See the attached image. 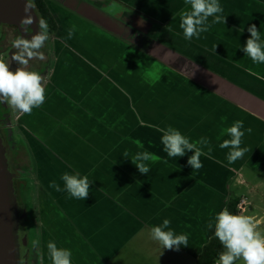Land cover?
<instances>
[{
  "label": "flooded vegetation",
  "instance_id": "1",
  "mask_svg": "<svg viewBox=\"0 0 264 264\" xmlns=\"http://www.w3.org/2000/svg\"><path fill=\"white\" fill-rule=\"evenodd\" d=\"M33 1L39 10L40 20H44L48 25V39L40 50L46 58L44 60L32 59L29 61L28 67L29 70L37 71L44 77L46 100L42 106L34 108L31 114H20L8 105L4 110V126L11 136L10 147L15 163L21 172H25V168L30 167L31 159L19 133L27 137L30 146L35 142L38 148L43 149L48 147L43 145L41 140L32 132L37 127L40 128L38 135H48L50 137L66 132L88 134V137L91 136L93 140V136L99 130L97 122L106 125L112 121V118L119 120L126 114L121 113L124 98L120 92L126 94L127 106L135 102L137 108L141 107L146 122L151 119V115L147 116L145 114L146 110L148 108L155 109L157 106L152 104L153 99L158 98L165 101L178 99V96L169 97V93L166 96L162 95V91L169 89L167 85L158 87L157 91L161 96H148L146 92L140 96L141 91L132 84L139 79L136 75L137 71L131 69L128 74H125L123 63L116 62L112 58H109L111 63L108 65L94 62L89 56L91 53L120 58L122 48H125L126 60L135 64L133 69L143 64L140 55L151 56L156 62L155 65H160V62H162L172 70L177 79L180 77L181 91L184 90L183 84L186 86L190 83V81L185 82L182 79L184 77L191 80L198 87H204L205 85L211 88L212 85L206 84V82L214 79L217 70L230 76L227 57L225 56L224 61L218 62L215 56L221 54L215 47V32L227 35V40L229 35H236L237 33L231 32V28L228 29L218 23H212V19L209 18L211 27L207 32L201 33L200 38L204 37L212 43L211 48H209L212 54L206 55L201 48H194V45L202 47L199 44L200 41L192 42L188 47L184 46L181 40L177 39L183 36V30L180 28L181 13L190 10V6L186 5L184 0ZM232 1L220 0L221 5L225 7L226 18L234 19L245 30L248 29L246 27L247 23L256 24L259 21L258 19L264 16L262 15L264 0H248L245 2V9L235 8ZM89 19L94 25L101 27L106 32L94 25L91 27L92 30L89 31V28H87ZM70 29H73L71 38L68 36ZM6 31V38L0 43V58H3L14 70L18 66L13 60L17 50L12 46V42L18 37H22V35L17 29L11 27H7ZM120 40H126L128 44L125 45ZM163 43L168 44L177 52L175 57L160 53L165 51V49H161ZM155 53H159L160 56L155 55ZM167 56H170V58ZM187 57L190 58L185 62L188 59ZM117 70L124 73L123 78L118 77ZM155 83L152 82L151 86L154 87ZM186 90H184L185 94ZM217 91L223 94L222 90ZM201 94L205 95L206 93L203 90H198L194 96ZM235 94L237 93L233 92V95ZM112 95H114V99H111ZM98 109H100L101 117L98 115ZM160 109L164 113V110L169 108L165 105ZM177 111L178 109L175 112ZM120 115L122 116L120 117ZM19 121L22 127H20ZM64 121H73L85 127L80 128L75 125L70 128L71 130L62 131L57 125L61 124L63 126ZM73 140L80 142L78 138ZM48 143L53 150L50 151L49 158L45 160L44 170H47L48 173L58 174V184L63 189L64 184L60 179L62 176L60 173H75L73 170L75 166L72 162H66L58 157L55 149L56 145L52 144L51 138H49ZM78 150H81V148L79 147ZM34 157L40 166V158ZM29 188H32L31 184L26 188V192ZM51 192L57 207L70 217L71 226L80 231L83 228L85 232L83 235L87 241L96 244L99 251L102 247L103 238L96 236L103 237L105 234L101 226L108 225L107 216L105 214L102 216L105 211L102 203L105 201L103 193L94 185L90 190L89 197L84 201L71 198L63 190L57 191L54 188ZM122 196L125 198V195L122 194ZM131 199H139V197L133 196ZM152 203L153 201L150 202L149 206ZM75 204L79 205V212H87L89 232L87 227L77 221L74 215L69 212V209L74 207ZM115 228L119 229V224ZM122 232L124 231L121 227V233L116 236H124Z\"/></svg>",
  "mask_w": 264,
  "mask_h": 264
},
{
  "label": "rangeland",
  "instance_id": "2",
  "mask_svg": "<svg viewBox=\"0 0 264 264\" xmlns=\"http://www.w3.org/2000/svg\"><path fill=\"white\" fill-rule=\"evenodd\" d=\"M262 15H264V5ZM258 20L259 21L256 22L257 28L260 30L261 35H264V16H261ZM88 22L89 23L87 25V28L93 27L94 23L90 19L88 20ZM94 26L98 27L96 25ZM98 28L106 32V30L102 29L101 27ZM231 32L240 34L241 38L244 37V35H246L248 38L250 36V33L245 30L242 25L239 24L233 25V28H231ZM171 48V46H168V48L163 51V54L166 53L171 55V57H175V54H177V52ZM124 50L125 48H122V52H124ZM240 55H242V53L239 52V56ZM238 58V56H235L232 60L237 61ZM180 60L182 61L181 57ZM136 63L140 64V62L138 61H136ZM142 68L143 64L132 70L138 72L141 71ZM144 69L147 71V75L145 77L139 78L132 83L135 88L141 91L140 96L144 95L145 92H147L148 96H157L150 92L148 93V88L150 90V87H152V79H155L156 83L154 84V88L156 90H158V87L160 85H167L169 87L167 91H162L163 96H166L167 93H169V97L178 96V99L167 101L165 102V104L161 103L164 105H161L158 102H164L165 100L155 98L152 102L154 106L157 105L155 109L148 108L146 110L145 114H151L153 124L158 115L164 116V120L160 124V126H162L163 128H168L170 123L171 127L180 130L178 125L179 114L175 112L177 109H179L178 101H180L181 99H185L188 96L196 95L198 90H203L206 94L210 95L212 98L218 101L223 100V97L217 95L206 87H198L197 90L194 91L192 89L188 91L184 87V90H186L185 94L184 90L181 91L180 77L179 79H177V76L169 68L164 70L163 66L149 64L144 61ZM260 70L264 72V67L261 66ZM153 72H155L156 74H154ZM120 74L121 72L117 70L118 77L120 76ZM255 74L261 75V73L258 71H255ZM244 76L245 79L241 84H248V90L264 96V86L263 83L258 80L259 78L253 76L249 77L247 75ZM182 79L185 82L188 81V79L186 78ZM259 88H262L261 92ZM122 97L124 99L122 100L121 113L124 114L128 113L132 109V105H126V94L123 93ZM111 99H114V95L111 96ZM207 103V107L213 110L214 113H216V104H214L212 101H208ZM165 105H167L169 109L164 110L163 113V110L160 109V107H163ZM237 107L241 108L239 106ZM200 110L201 107L199 108L198 112ZM227 110L228 108L226 107V111ZM99 111L100 109H98L97 112L101 117V113ZM243 111L245 113H249L248 111ZM122 115H120V117ZM257 118H260L264 123L263 117ZM19 124L20 127H22L20 121ZM75 125L80 128L85 127L80 126L78 125V123L73 121H64L63 126L60 124L57 125V127L61 128V130L63 131L71 130L70 128L74 127ZM32 132L39 140H41L43 145L48 147L46 149L38 148L35 142H33L30 146L27 137L19 133V136L28 149V154L31 159L30 167L34 171V174L30 175V180L31 183L35 186L37 194V200L35 201L36 205L34 206V211L36 212L30 216L32 264L35 262L40 263L42 256V264H52L47 249V244L49 241H55L57 246L60 248L71 250L73 246L78 247L80 249L79 252L71 251L72 264H112V262L117 263L118 261L125 260V256L122 251L126 246H128V242L130 243V238L133 237L131 245L135 244V246L139 249L140 244L138 243V240L143 241L146 235H149L147 242L150 245L152 252L146 253V256H144L142 253H138L137 256L139 258V261L142 260L144 263L153 264L156 259H164L166 261H164L162 264H171L173 259L175 257H178L180 258V264H195L196 259L202 252L203 245L207 243L214 235V227L213 229H209L208 223L212 221L214 224L216 214L227 207V204L231 200H233L232 197L236 196H229L228 191H231V189L235 194H237L238 197L246 198V209L248 212L246 215L252 216L254 214H257V217H259L260 220V222L258 223V230L264 233V163L256 168H251L249 166L239 168L237 173H235L234 175L230 168H221V181L215 184H211L206 181L200 182L196 181L195 179L189 182H185L187 177L186 172L184 171V167L179 166L182 176L180 184L176 181H173L172 185H164L165 189H167L164 191L171 198V200H166L161 195L163 191H160V203H153L149 206L150 202L153 201L150 200V198L147 199L148 201L146 202L142 201L141 198L128 200L124 199L122 194H117L112 187L114 185L113 181L96 177L99 176V173L103 170L96 172V176L93 174L95 169L100 168L106 164L107 157L104 156V153L101 150L93 148V140L91 136L88 137V134L61 132L56 136L54 135L49 137L48 135H38V132H40L39 127H37L35 130H32ZM49 138H51L53 142L52 144L56 145L55 149L57 152H55L61 160L72 162L73 165L81 166V168L78 170L73 168L75 172L88 174V176L90 177L88 178L92 182L90 190H92L93 186L95 185L96 188H98L105 197H116L117 203L121 206L118 212L119 215L114 216L115 218H110L109 215L105 213L106 210L102 213V216H104V214L105 216H107L108 225L101 226V229L104 231L105 235L103 237H96H99L101 239L103 238V256L95 248L96 244L89 243L86 237L83 235L84 233L82 232V230L80 231L79 229H74L70 224V217L63 210H60L59 207H57V203H55L53 194L51 192L54 187H51V184H49L56 179L54 180V178L51 176L52 174L49 172L48 182V180H46L47 170L38 168V164L34 156L40 158V167L44 168L45 160L49 158L50 151L53 150L48 143ZM74 138H78L80 142H76L75 140H73ZM261 141L264 144V134ZM79 147L81 148V150H78ZM166 155L167 153H162V155L159 157L163 160H166ZM43 156L45 157L44 159ZM157 162L159 161L155 160L154 162H149L151 171L148 174H138L139 177L144 180L146 184H148L147 189H149V187L155 182L158 172H162L163 167ZM167 163L170 166H178V163H175L174 161H167ZM226 178L233 180V182L229 183V187L228 183L224 181V179ZM22 180L24 182V188L26 190L24 178H22ZM239 180L240 182H238ZM150 191L151 189L148 190L147 195L150 193ZM186 191H191L195 194L196 192L198 193V196H192L191 199H198L199 204L202 205L203 212L197 211V213L193 212L191 214L186 212L185 207L187 206L189 201L187 200ZM169 206H171L170 210L168 208ZM79 209V205L75 204L74 207H71L69 209V212L74 215V218L77 221L82 223L88 229V214L87 212H79ZM165 218L171 221V228H173L177 234L183 233L188 236L189 245L187 247L181 246L179 251L163 249L159 242L154 241L151 238V227L161 224L163 219ZM118 224L123 228L124 232H122V234L125 237L114 236L109 230V228H115ZM145 250L148 251V247H146ZM181 253L186 255L187 258L183 259L184 256H182ZM152 254L154 255L152 256ZM128 264L132 263L129 262ZM236 264H243V261L237 260Z\"/></svg>",
  "mask_w": 264,
  "mask_h": 264
},
{
  "label": "clouds",
  "instance_id": "3",
  "mask_svg": "<svg viewBox=\"0 0 264 264\" xmlns=\"http://www.w3.org/2000/svg\"><path fill=\"white\" fill-rule=\"evenodd\" d=\"M184 2L190 6V10L181 13L180 28L183 30V36L186 40L191 41L194 37L198 39L201 33L207 32L211 27L210 17L213 18L212 23H226V18L222 15L223 7L220 0H184ZM32 23L31 19L21 20V25L25 31H28V26ZM37 27L39 30L31 38L18 37L12 42V46L17 50L13 60L18 66L14 70L3 58H0V104H7L20 114H31L34 108L42 106L46 100L44 77L37 71L29 70L28 67L30 60H44L46 58L40 50L48 39V25L44 20H40ZM247 31L250 36L242 47V51L245 56L251 58L253 63L264 64V40L261 38L260 30L253 23ZM72 34L73 29H70L69 38ZM168 46V44L163 43L161 49L168 48ZM155 55L158 54L155 53ZM188 60L186 59L185 62ZM160 66H163L164 70L168 68L162 62H160ZM243 128L244 122L237 120L225 129L226 134L231 138L223 140L219 147L230 149L227 154L229 163L241 159L249 151L247 147H241L242 138L245 135V132L242 131ZM161 131L163 133L161 143L168 157H184L188 152H192L193 154L189 156L187 161L188 165L192 169L202 167L200 160L202 152L198 145L207 146L210 143L207 139L201 137L199 141L191 142L189 137L171 126ZM248 131L250 132L251 129ZM123 156L129 159L127 151L123 153ZM130 160L140 174L146 175L151 171L149 162H154L156 156L150 152L141 151L131 156ZM60 179L64 184L63 189L56 181L51 182V187L57 191H66L71 198L85 201L89 197L92 182L88 176H81L79 172H66ZM243 200L247 204L243 198H240L238 203ZM237 204L234 205L236 214L225 207L216 214L214 224L212 221L208 223L209 229L214 227L213 236L219 240L224 249L219 253L215 264H236L237 260H242L243 264H264V233L258 230V222L254 217L244 215L247 212L246 204L245 211L242 213L235 210ZM150 236L154 241L159 242L163 249L179 251L181 246L187 247L189 245L188 236L183 233L177 234L171 228V221L167 218L163 219L161 224L151 227ZM47 249L52 264H72L70 249L58 247L55 241H49Z\"/></svg>",
  "mask_w": 264,
  "mask_h": 264
},
{
  "label": "crops",
  "instance_id": "4",
  "mask_svg": "<svg viewBox=\"0 0 264 264\" xmlns=\"http://www.w3.org/2000/svg\"><path fill=\"white\" fill-rule=\"evenodd\" d=\"M244 1L247 2L248 0H244ZM235 24L237 23H234V25ZM238 37L239 36L232 35L229 38H234V40L235 39L237 40ZM172 38L174 39V37ZM261 38L262 40H264V35L261 36ZM177 39L181 40L183 45L186 47H188V45L191 44L192 42L200 41L199 44L202 47L198 45H194V48L195 49H197L198 47L201 48L203 53H205L206 55L212 54V52L209 50V48H211L212 43L204 37L203 38L199 37V39L194 37L191 41L186 40L184 36L179 37ZM121 42L125 45L128 44L126 40H122ZM242 47H239L236 44V47L234 48V52L236 51L235 56L239 57L237 61L232 60L233 58H227L228 60L227 66L230 67V76L222 74L220 70H217L216 71L217 75L214 76V79L210 82H206V84H210L212 85V87L209 88L204 85V87L209 88L212 92L223 97L222 101L221 100L218 101L212 98L210 95L206 100L197 99V98L193 99L192 96H188L187 98L178 101V105H179L178 110L180 111V113H178L179 114L178 125L182 134L189 137L191 142L199 141L201 137H203L207 139L210 143L207 146L198 145V147L201 148V152H202V155L200 156L202 167L200 169H192L187 163L189 156L193 154L192 152H188L184 157L171 158L166 155L165 156L166 160L161 159L162 162H164V164L161 165L163 169L162 172L160 171L158 172L156 178L157 180L160 179L161 184L172 185L173 181H176L180 184L182 176H181V169L179 166L184 167V171L186 172L187 177L185 182H189L195 179L196 181H200V182L206 181L208 183L215 184L221 181V175H220L221 168H230L234 175L235 173H237L239 168L247 167V166L251 168H256L264 163V144L261 141L264 134L263 131L264 123L260 118H257V117L264 118V96L248 90L249 89L248 84H241L245 79L244 75H247L249 77L253 76L259 78L258 80H260L264 86V72L260 70L261 66L264 67V64L253 63L251 58L245 56V53L242 51ZM124 52L126 53L125 50ZM239 52L242 53V55L239 56ZM160 53L163 54V52ZM157 54L158 56H160L159 53ZM163 55H166V53ZM215 56L217 57L218 62L225 60V56H223L222 54H216ZM222 56L224 57L223 59L221 58ZM120 58L123 59L121 55ZM187 58L189 59L190 57ZM134 66H135L134 63L128 62V60H126L125 58L123 62L124 73L128 74V72L131 69H133ZM255 71L260 72L261 75L255 74ZM124 73L121 72L119 77L123 78ZM142 76L143 73L139 71L137 78H141ZM188 81H190V83L186 86L183 84V88L185 87L188 91H190L191 89L193 91L197 90L198 86L195 83H193L191 80ZM217 90H222L223 94L218 93ZM259 90L261 92L262 88H259ZM233 92L237 94L233 95ZM120 94L123 95L122 92H120ZM208 101H212L214 104H216L217 106L216 113H214L213 110L207 107ZM165 102L167 101L158 102V103L165 104ZM237 106L241 108H238ZM200 107L201 110L198 112ZM226 107L228 108L227 111H226ZM242 109L248 111L249 113H245ZM146 115L150 116L151 114L147 113ZM112 120H114V118H112ZM163 120H164V116L158 115L157 119L153 124L152 118L148 122H146L144 116L142 115L139 116L138 120L133 123L134 135H138V136L150 135L154 137L162 135L163 133L161 130L167 129L160 126ZM237 120H241L244 122V128L242 129V131L245 132V135L242 138L241 147H247L249 151L246 152L241 159H238L233 163H229L227 159V154L230 151V149H221L219 145L220 143L223 142V140L231 138L226 134L225 129L230 127L233 124V122ZM169 126H171L170 123ZM248 129H251V131L249 132ZM163 149L160 151L161 152L163 151L162 153L166 154V152H164ZM44 158L45 157L43 156V159ZM167 161H174L175 163H178V166H170L167 163ZM51 174H52L51 176L56 179L55 181L58 184V174H54V173ZM46 180H48L49 182L48 172H47ZM224 181L228 183V187H229V183L233 182V180L228 178L224 179ZM238 182H240V180ZM39 192H40V187H39ZM228 194L229 196L236 195L235 197H238L237 194H235L232 189L231 191H228ZM186 195H187V200H189L187 204L188 206L192 201L191 197L196 195L198 196V193L196 192L195 194L191 191H186ZM239 198H243V197H239ZM185 210L189 214L193 212L197 213V211L194 209H185ZM105 213L110 216L108 212ZM247 213L248 212H246L244 215H246ZM116 216H118V214ZM252 217H254V219L258 223L260 222L259 217H257V214L252 215ZM81 230L83 233H85L83 228H81ZM109 230L112 232V235L114 236L121 233V227L119 229L112 227V229L109 228ZM96 249L98 250L97 246ZM102 251L103 248L101 247V249H99L98 252L103 256Z\"/></svg>",
  "mask_w": 264,
  "mask_h": 264
},
{
  "label": "bare ground",
  "instance_id": "5",
  "mask_svg": "<svg viewBox=\"0 0 264 264\" xmlns=\"http://www.w3.org/2000/svg\"><path fill=\"white\" fill-rule=\"evenodd\" d=\"M235 8H244L245 9V2L244 0H233L232 1ZM223 7V17L226 18L225 15V7ZM210 19H213L210 17ZM234 23H237L234 21V19H227L226 23H218L222 27L232 28ZM247 28L251 26L252 23H247ZM92 28L89 27V31H91ZM216 37V43L215 47L221 52L223 56H226L227 58H233L235 56L234 48L236 47V44L239 47H242V45H245L246 40L248 37L244 35V37L241 38V35H233V36H239L237 40L234 38H228L226 39L227 35H221L220 32H215ZM232 35H229V37ZM235 41V42H234ZM90 58L94 62L101 63L103 65H108L111 63V60L109 58H112L116 62L123 63L124 61L121 58L115 57V56H107L103 54L98 53H91ZM170 58V56H167ZM156 74L155 72H153ZM152 82H155V79H152ZM151 82V83H152ZM152 85V84H151ZM155 94L157 96H161L158 91L154 87H150V90L148 88V93ZM147 94V92H146ZM208 94H201L198 96H192V98L202 99L206 100L208 98ZM199 97V98H198ZM133 109L129 111L128 113L124 114L121 119L119 120H112L108 124H103L102 122H97V126H99L98 132L93 136V147L100 149L104 156H106V164L100 168H97L94 170L93 174L95 175L96 172L101 171L99 173V178H102L104 180L113 181L114 185L112 186L114 191L117 194H124L125 198L130 200L133 196H137L141 198L142 201H148L147 199L150 198V200H153V203H160V191L162 192V196L166 200H171V198L167 195V193L164 190L165 186L164 184L160 183V179L157 180L149 187L151 189L150 193L147 195L148 190L146 183L141 180L138 176L139 171L136 168L135 165L131 163V156L135 155L138 151H147L156 156V160H158L159 165H163L164 162H162L161 158L159 156L162 155V152L160 150L163 149V144L161 143V136H138L134 135L133 131V123L138 120V117L143 114V111L140 108L136 107V103L132 102ZM146 113V112H145ZM176 113H180L178 110ZM143 116V115H142ZM140 120V118H139ZM162 134V133H161ZM127 151L129 153V159L124 158L123 153ZM75 169H80L81 166L74 165ZM38 168L44 169L43 167H40L38 165ZM34 174V171H33ZM64 173H60V175H63ZM81 176H88V174L80 173ZM110 175V176H108ZM89 177V176H88ZM90 178V177H89ZM161 178V176H160ZM104 204V209L106 212L110 214L111 217H114L118 214L121 206L117 203L116 197L110 198L105 197V201L102 202ZM152 203V204H153ZM169 210L171 206L168 207ZM185 209H194L198 212H203L202 205L199 204L198 199H192L190 204ZM71 251L73 252H79L80 249L76 246H73Z\"/></svg>",
  "mask_w": 264,
  "mask_h": 264
},
{
  "label": "water",
  "instance_id": "6",
  "mask_svg": "<svg viewBox=\"0 0 264 264\" xmlns=\"http://www.w3.org/2000/svg\"><path fill=\"white\" fill-rule=\"evenodd\" d=\"M22 19L33 21L28 31L22 27ZM39 20L40 13L33 0H0V43L6 38L7 27L17 29L22 37L31 38L37 32ZM126 56L125 52L121 53L123 61ZM140 57L143 64L144 61L156 63L150 56ZM141 72L147 75L144 65ZM6 106L0 104V264H32L31 196L27 194L19 171L15 168L9 142L11 137L4 126Z\"/></svg>",
  "mask_w": 264,
  "mask_h": 264
},
{
  "label": "trees",
  "instance_id": "7",
  "mask_svg": "<svg viewBox=\"0 0 264 264\" xmlns=\"http://www.w3.org/2000/svg\"><path fill=\"white\" fill-rule=\"evenodd\" d=\"M48 15V12L46 13ZM15 168L20 171V175L22 173V178H24L25 180V186L26 188L28 187L29 184H31L34 188V190L32 191V188H29L28 190V194L31 196L30 197V208H31V215L33 214V212L35 213L36 211L34 206L35 201L37 199L36 193H35V187L34 185L31 183L30 180V175H33V170L31 167H26L25 168V172H21V170H19V168L17 167V164L15 163ZM240 200V198H234L233 200H231L228 204H227V208L233 213L236 214L234 212V205L238 203V201ZM140 232V231H139ZM140 234V233H139ZM133 238V237H132ZM132 238H130V243L128 242V246H126L124 248V250L122 251L124 256H125V260L122 261H118L117 263H113L112 264H128L129 262H131L132 264H150V263H144L142 260L139 261V258L137 256L138 253H142L144 256H146L148 252H152L150 245L148 244V238L149 235H146L145 238L143 239V241L138 240V243L140 244V248L138 249L135 244L131 245L132 242ZM141 246H142V252H141ZM148 247V251L145 250V248ZM223 246L220 244L219 240L217 238H215V236H212V238L203 246L202 252L199 255V257L196 260V264H215L216 260L219 257V253L221 251H223ZM182 254V253H181ZM154 254H152L153 256ZM151 256V257H152ZM183 259H186L187 256L182 254ZM153 258V257H152ZM176 258V259H175ZM172 261L171 264H180L178 257H175ZM155 259V258H154ZM42 260H43V256L41 258L40 263H33V264H42ZM170 260V258H169ZM164 261V259H159V260H155L153 262V264H162Z\"/></svg>",
  "mask_w": 264,
  "mask_h": 264
},
{
  "label": "built area",
  "instance_id": "8",
  "mask_svg": "<svg viewBox=\"0 0 264 264\" xmlns=\"http://www.w3.org/2000/svg\"><path fill=\"white\" fill-rule=\"evenodd\" d=\"M245 204L246 202L243 200L241 202H239L236 206H235V210L239 213H242L245 211Z\"/></svg>",
  "mask_w": 264,
  "mask_h": 264
}]
</instances>
